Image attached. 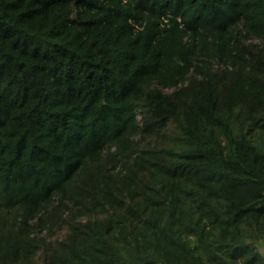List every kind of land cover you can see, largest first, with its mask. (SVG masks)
Returning a JSON list of instances; mask_svg holds the SVG:
<instances>
[{"label": "trees", "instance_id": "obj_1", "mask_svg": "<svg viewBox=\"0 0 264 264\" xmlns=\"http://www.w3.org/2000/svg\"><path fill=\"white\" fill-rule=\"evenodd\" d=\"M0 264H264V0H0Z\"/></svg>", "mask_w": 264, "mask_h": 264}, {"label": "rangeland", "instance_id": "obj_2", "mask_svg": "<svg viewBox=\"0 0 264 264\" xmlns=\"http://www.w3.org/2000/svg\"><path fill=\"white\" fill-rule=\"evenodd\" d=\"M216 65L218 66V63H216Z\"/></svg>", "mask_w": 264, "mask_h": 264}]
</instances>
